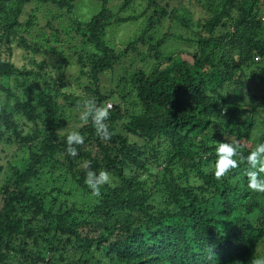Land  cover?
Listing matches in <instances>:
<instances>
[{"label":"trees","instance_id":"16d2710c","mask_svg":"<svg viewBox=\"0 0 264 264\" xmlns=\"http://www.w3.org/2000/svg\"><path fill=\"white\" fill-rule=\"evenodd\" d=\"M81 2L0 0V144L23 152L0 165V264H256L264 193L246 159L221 180L214 169L220 142L245 158L264 143V0ZM122 24L141 30L119 48L108 38ZM86 99L115 101L110 140L81 121ZM85 164L110 174L100 197ZM79 190L93 202L72 201Z\"/></svg>","mask_w":264,"mask_h":264},{"label":"clouds","instance_id":"9594fccd","mask_svg":"<svg viewBox=\"0 0 264 264\" xmlns=\"http://www.w3.org/2000/svg\"><path fill=\"white\" fill-rule=\"evenodd\" d=\"M260 20L262 23V17ZM111 104V103H108ZM98 106L94 99H86L82 104V110L80 113V119L84 124L91 122L96 129L97 135L103 141H108L111 139L112 133L109 131V125L106 123L110 118L111 105ZM85 138L78 131L71 132L67 136V153L73 157L78 155V149L75 145H83ZM242 145L239 141L233 140L232 142H220L218 148L216 149L217 161L214 169V176L217 180H221L227 177L234 169L239 167L241 161L246 159L247 163L251 166V171L247 173L248 175V187L253 192L264 193V178H261V174L264 173V165H261L257 169L258 157L261 153H264V143L256 146V148L250 152V154L245 158L240 151ZM240 157L238 161L236 157ZM85 168H89L86 172L85 184L89 189H91V194L95 197L101 196V188L110 182V174L107 170H100L97 174L96 171L90 170L88 164H85ZM258 251L264 252V244H261ZM257 255V259H258ZM256 264H260L256 260Z\"/></svg>","mask_w":264,"mask_h":264},{"label":"rangeland","instance_id":"374dc122","mask_svg":"<svg viewBox=\"0 0 264 264\" xmlns=\"http://www.w3.org/2000/svg\"><path fill=\"white\" fill-rule=\"evenodd\" d=\"M156 1L159 2L162 5L170 3L171 6H173V7H175L176 4L178 3V0H156ZM90 2H92V0H83V2H81V6H80L79 9L83 10L85 12L86 7L87 8H89V7L92 8V6L88 5V4H90ZM122 4H123V0H113L112 9H113L114 13H117V12L120 11ZM134 4L135 3H132V5H134ZM33 7L34 6H32L30 8H33ZM184 7H185V5H184ZM199 12L200 11L198 9L196 15L197 16H202V14H199ZM125 14L129 15V14H132V12H131L130 9H127L124 12L121 11L120 15L124 16ZM39 16H40L39 18H41V13L39 14ZM77 17L82 19V20H87L86 19L87 18L86 14L77 13ZM46 23H47L46 21L42 20L40 27L41 28L45 27ZM120 27L123 28V30H122L123 32H120L119 28L117 29V27H115L110 32V35H109V38H108V41L110 39V41L113 42L114 44H116V46H118L119 48H120V45H122L123 41H128V40L132 39L131 37L134 36L135 33H137V35H138L139 31L141 30L140 27H138V29L136 30V27L134 25H132V24L131 25L130 24L129 25L122 24ZM72 35L74 36L75 34H72ZM171 45H173L175 47V45L172 42H170L168 44L169 50H171ZM68 47L71 49V53H72V50L76 47V38L69 43ZM124 48H121V49H124ZM131 58H132L131 54H129L127 57H125V60H124L125 66H123L124 65V63H123L122 66H117L116 67V72L115 73L110 72V73L104 75L101 78L102 79L101 85H102V90H103L104 93L107 94V92H110L113 89L117 90L116 85L118 83L119 76H120V74H124L125 73L123 68L125 70H127L128 66H130L129 62H130ZM137 61H139V59H137ZM62 66H64V65L61 63V65H59V67L56 68V73L57 74H60V70H61ZM65 70L66 71L70 70V67L68 66L67 68H65ZM128 70H129V68H128ZM77 71H79L78 67H77V70L73 71V73L75 72V74H76ZM4 79H5V81L8 82V79H6V78H4ZM108 103H115V101L110 99L108 101ZM233 140H235V139H233ZM15 145H13V143L9 144V143H5V142L0 144V165L1 166H4L6 168L9 162L14 164V163L19 162L20 159L22 158L23 152L22 151H18V147L15 146ZM207 170L209 171L210 168L207 169ZM3 177H4V175L1 177L0 183L2 182V178ZM45 177L50 178L51 176L48 175V176H45ZM67 186H68V184H67ZM67 186H66V188H67ZM86 194H87L86 192H85V194H83L79 190V193L77 194L78 197L77 198H73L72 201L78 202L79 206H81L82 204H87V200H88V203H92L93 200H92V198H90L91 195H87V197H86ZM257 218H258V213L256 211H254V213L252 214V220L254 222H256ZM257 261H259L260 264H261V262L264 261V252H261V251L259 252V256H258Z\"/></svg>","mask_w":264,"mask_h":264},{"label":"built area","instance_id":"2783aa9c","mask_svg":"<svg viewBox=\"0 0 264 264\" xmlns=\"http://www.w3.org/2000/svg\"><path fill=\"white\" fill-rule=\"evenodd\" d=\"M262 20L264 21V16L262 17ZM108 105H111V108H112V106H113L112 104H108Z\"/></svg>","mask_w":264,"mask_h":264}]
</instances>
